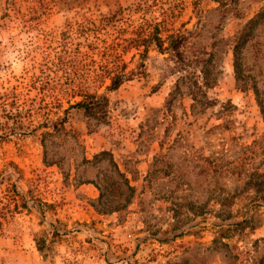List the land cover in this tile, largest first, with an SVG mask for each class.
<instances>
[{"label": "rangeland", "instance_id": "1", "mask_svg": "<svg viewBox=\"0 0 264 264\" xmlns=\"http://www.w3.org/2000/svg\"><path fill=\"white\" fill-rule=\"evenodd\" d=\"M263 9L0 0V264H264Z\"/></svg>", "mask_w": 264, "mask_h": 264}, {"label": "trees", "instance_id": "2", "mask_svg": "<svg viewBox=\"0 0 264 264\" xmlns=\"http://www.w3.org/2000/svg\"><path fill=\"white\" fill-rule=\"evenodd\" d=\"M263 14H264V9H263V11L257 13L253 18H251L248 21L245 28L239 34V36L237 38V42L234 45V54H235V61L236 62L238 59V51H239L241 44H243L245 42V40L249 36V33L252 30L254 24L257 22V20L261 16H263ZM183 41H184L183 34L171 33V34H168L166 36V39H163L161 36L158 35V33L156 31H154L151 34H149L145 37H141L139 39V45L143 46V49L141 51V55L143 53L147 52V49H148L150 43H154V45L157 47V49L159 51L170 52L174 56H177L179 54V49H180ZM165 43H166V46H165ZM83 56H84V54L81 55L78 52H73V53L68 52L65 55L64 54H58V56H56L55 62H81ZM236 62H235V68L237 69L238 65H236ZM72 67L74 68V65H72ZM110 71H112V70H110ZM103 72H104V70H102V69L100 72H97L99 77L103 75ZM108 75H110L109 76V79H110L109 89L118 88L124 80V74L119 70H116V72H114V74H110L108 72ZM82 93H83L82 95L85 99L80 100L78 102H75L72 105L77 106V107H82V108H88L89 105L92 104V102L94 101L93 97H95V96H94V94L89 93L85 90H83ZM259 104L262 106L261 102H259ZM61 121L63 122V120L53 122L52 126L56 127V125L58 123H60Z\"/></svg>", "mask_w": 264, "mask_h": 264}]
</instances>
